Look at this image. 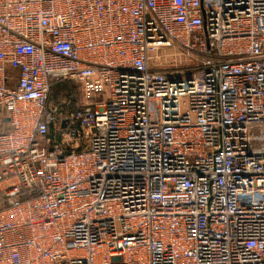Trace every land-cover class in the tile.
Instances as JSON below:
<instances>
[{
    "label": "built area",
    "instance_id": "1",
    "mask_svg": "<svg viewBox=\"0 0 264 264\" xmlns=\"http://www.w3.org/2000/svg\"><path fill=\"white\" fill-rule=\"evenodd\" d=\"M0 264H264V0H0Z\"/></svg>",
    "mask_w": 264,
    "mask_h": 264
},
{
    "label": "rangeland",
    "instance_id": "2",
    "mask_svg": "<svg viewBox=\"0 0 264 264\" xmlns=\"http://www.w3.org/2000/svg\"><path fill=\"white\" fill-rule=\"evenodd\" d=\"M150 56H151V60L149 66L151 69L156 71L159 70L161 72H164L172 76H180V77L187 76V74L190 73L189 70L193 68L197 63L196 53L194 52L186 53L178 46H175L174 48H170V49L158 50V52L152 53ZM69 84L68 86H74V84L72 83ZM59 92H61L60 96L56 95L55 97V98H60L57 101L58 102L57 105H59L60 101H63V99L67 97L64 96L63 94L64 91H59ZM52 95H54L53 90H52ZM52 95L50 97L51 101L53 100ZM79 97L80 96L75 97L74 99L75 103L79 101ZM51 103H56V102L52 101Z\"/></svg>",
    "mask_w": 264,
    "mask_h": 264
},
{
    "label": "trees",
    "instance_id": "3",
    "mask_svg": "<svg viewBox=\"0 0 264 264\" xmlns=\"http://www.w3.org/2000/svg\"><path fill=\"white\" fill-rule=\"evenodd\" d=\"M68 84L69 83L64 82V81L52 84L50 97L52 95V90H53L55 96L52 95V98H53L52 101L56 102L54 104H57L58 103L57 102L58 99H60V98H55L56 95L60 96L61 92H59V91H64L65 92V93L63 92L64 96H67V97L64 98L65 100H71L73 103H75L74 99H75V97L79 96V91L77 90L76 86H68ZM69 85H71V84H69ZM49 101H51L50 98H49Z\"/></svg>",
    "mask_w": 264,
    "mask_h": 264
},
{
    "label": "water",
    "instance_id": "4",
    "mask_svg": "<svg viewBox=\"0 0 264 264\" xmlns=\"http://www.w3.org/2000/svg\"><path fill=\"white\" fill-rule=\"evenodd\" d=\"M64 125V124H63ZM65 126V125H64Z\"/></svg>",
    "mask_w": 264,
    "mask_h": 264
}]
</instances>
